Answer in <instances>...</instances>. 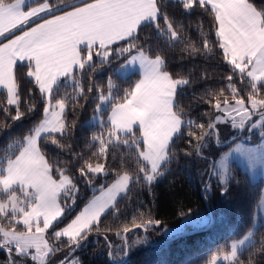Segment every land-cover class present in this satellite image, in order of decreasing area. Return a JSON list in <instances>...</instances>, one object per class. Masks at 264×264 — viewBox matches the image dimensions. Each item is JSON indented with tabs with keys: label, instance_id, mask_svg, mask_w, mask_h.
Here are the masks:
<instances>
[{
	"label": "snow or ice",
	"instance_id": "obj_1",
	"mask_svg": "<svg viewBox=\"0 0 264 264\" xmlns=\"http://www.w3.org/2000/svg\"><path fill=\"white\" fill-rule=\"evenodd\" d=\"M173 3L186 14L199 9L211 17L207 31L203 22L195 25V42L189 35L191 22L185 25L170 14ZM25 4L0 0V134H8L0 145L4 264H82L76 253L93 235L103 237L111 264H127L136 245L149 243L148 232L172 238L189 225L206 227L213 219L211 214L193 216L191 209L181 210L179 226L162 228L152 208L136 199L138 190L155 199L154 187L166 176L183 170L191 178V165L203 163L196 175L208 200L213 180L220 196L229 194L233 182L239 184L229 162L232 153L247 158L249 171L257 164L264 167V3L29 0L26 10ZM173 52L181 65L219 56L228 68L223 86L193 93L196 103L208 106L197 117L189 114L191 106L186 111L181 98L212 75L207 67L197 75V65L187 71L172 69ZM134 66L139 79L121 94L114 78L127 79ZM24 83L29 85L26 93ZM89 104H94L92 115L81 122L79 116ZM33 116L38 118L23 135L12 136L15 125ZM221 125L237 137L258 131L259 143L254 148L237 144L209 162L207 150L213 143L220 145ZM78 129L88 133L85 149L79 151ZM181 140L185 147L177 148ZM102 179L105 183H99ZM81 184L99 195L61 228ZM121 201L128 202L125 210ZM127 208L132 210L130 219ZM259 208L264 213V193ZM109 216L119 225L102 226ZM136 230L145 235L130 241ZM113 232L120 244L110 241ZM226 248L206 264H264V219L257 222L254 217L246 234ZM64 250L62 259H52Z\"/></svg>",
	"mask_w": 264,
	"mask_h": 264
},
{
	"label": "trees",
	"instance_id": "obj_2",
	"mask_svg": "<svg viewBox=\"0 0 264 264\" xmlns=\"http://www.w3.org/2000/svg\"><path fill=\"white\" fill-rule=\"evenodd\" d=\"M27 6H29V0H26ZM12 2V0H9ZM259 5L264 3V0H254ZM169 12L178 21H182L185 25L190 22L193 25L189 29V35L192 41H196L199 32L195 25L203 22L204 30L207 31L211 25V17L197 9L196 12L189 15L183 12L182 9L175 7L173 3L169 7ZM148 29H145L147 32ZM214 39V37H213ZM169 65L172 69H178L183 67L184 71L192 68L193 65H197L196 74L199 75L200 68L207 67L208 71L212 75V79L205 84L200 82L194 84L192 88L187 90L185 96L181 98V105L185 107L186 111L191 106L189 114L192 117L199 116L200 113L207 109V105L196 103L193 93L197 95L208 86L212 88H220L223 86L224 77L227 75L228 68L223 63L222 59L217 56L211 61H204L201 58H196L192 61H184L183 64L177 62V54L169 53ZM111 71V69H109ZM108 75V72L103 74V79ZM101 79V77H97ZM116 83L120 85L121 94L124 88L129 87L135 80L139 79L137 73L129 75L125 78H114ZM25 93L29 85L24 83L22 85ZM1 91L0 93H2ZM94 104H89L87 109L79 116V120L83 122L92 115V108ZM38 117L33 116L27 120L15 125L10 131L12 136L18 137L24 134L28 127ZM106 118V116H105ZM68 119H73L71 112L68 113ZM3 121V117L0 116V122ZM225 130V128L223 129ZM223 136V143L217 147H211L207 150L209 156V162L219 154L224 153L229 147L238 141L242 136L241 133L238 137L235 135L229 139V131L221 132ZM88 133L82 129L77 130V148L76 150L85 149L84 137ZM251 140L248 143L258 141V133L251 134ZM8 139L7 132L0 134V145H2ZM185 147L183 141L177 142V148ZM51 152V146H49ZM205 165L203 163H193L190 168L191 178H189L188 171L176 170L172 174L166 176L154 187L155 199L149 196L146 190L140 189L137 192L136 199L145 202V205L152 208L153 214L156 219L162 221L161 227L174 228L181 224L182 218L178 215L179 211L185 212L188 209L192 210V215L196 214H211L212 223L206 227L193 228L187 232L180 233L175 237L169 238L164 241H160L159 237L162 234L158 231H150L146 235L149 243L136 245L127 257V264H206V261L215 254L219 249H225L232 240L242 237L253 223V218L259 219L257 206L261 196L262 184L260 181H252L237 165L231 164L236 179L239 181L237 185L233 182L230 186V192L227 196L219 195V188L216 186L215 180H213V191L210 194L208 200L204 199V193L201 189L200 177L196 175L197 169L203 170ZM111 176L108 178V182L111 180ZM99 183H105L102 179ZM99 183L97 188H99ZM81 192L77 199L75 206L64 217L63 222L59 227L65 226L69 223L76 214H78L88 200L99 191L87 188L83 184L80 185ZM127 201H121L120 207L125 210ZM135 203V200L132 201ZM147 210V209H145ZM131 208H127L126 212L128 218H131ZM124 219L123 216L120 218ZM120 223L119 220H113L111 216L106 217L103 220L102 226H111L115 228ZM190 226H187L189 228ZM109 239L113 244H120L121 241L113 233H109ZM144 236L145 233L142 230H136L134 233L129 234L130 241L135 239L136 236ZM260 234L255 236L257 241L260 240ZM104 240L102 236L93 235L90 237L86 247L79 250L76 255L82 261V264H111L107 258L106 249L104 247ZM66 250L60 254V259L63 258ZM6 254L0 251V263H4ZM242 259L247 262L248 255L245 253Z\"/></svg>",
	"mask_w": 264,
	"mask_h": 264
},
{
	"label": "rangeland",
	"instance_id": "obj_3",
	"mask_svg": "<svg viewBox=\"0 0 264 264\" xmlns=\"http://www.w3.org/2000/svg\"><path fill=\"white\" fill-rule=\"evenodd\" d=\"M224 128H225V130H223ZM220 130H221V132H223V131H229V136H228V137H230L229 139L233 138L236 135V133L234 132V130L231 129L229 126L221 125L220 126ZM257 133H258V131H257ZM251 137H252L251 134H249L247 132H243V136L238 141H236L235 143H233L229 147V149L227 151H225L224 153L229 152V150L232 149V148H235L237 144L241 145L242 148H254L259 143V139L260 138L258 136V141L253 142V143H248V142H250V140H251L250 138ZM220 138H221V143L220 144H222L223 143L222 133H221V137ZM212 147H217V145L215 143H213L212 144ZM222 154H219L218 156H216L215 159H219V157ZM229 162H230V165L232 163H234L241 170H243L244 172H246V174L248 175V177L250 178V180H252V181H260L261 184H262V190H261L262 192H261V194L264 193V167H262L260 164H257L256 167L252 171H249L247 158L245 156H241L239 153H232L231 156H230V158H229ZM260 202H261V196H260V200H259L258 206H257V211H258V216H259V219H256L257 222H259L261 219H264V213H262L260 211V208H259ZM191 227L192 226H190L189 228L186 227L182 233L189 231L190 229H192ZM174 228H176V227H174ZM242 237H240V238H242ZM240 238H238V239H240ZM167 239H169V238H166L163 234H161L160 237H159V240L160 241H164V240H167ZM60 256H61V254L58 253L52 259L54 261L55 260H59L60 259ZM0 264H4V263H0ZM221 264H225V262L221 261Z\"/></svg>",
	"mask_w": 264,
	"mask_h": 264
},
{
	"label": "crops",
	"instance_id": "obj_4",
	"mask_svg": "<svg viewBox=\"0 0 264 264\" xmlns=\"http://www.w3.org/2000/svg\"><path fill=\"white\" fill-rule=\"evenodd\" d=\"M27 2L28 1H26V4H25V10H26V5H27ZM17 34H19V33H17ZM133 73H137L138 75H139V69H138V66H134V67H131L130 69H129V75H131V74H133ZM121 78H123V77H121ZM1 91H3L2 89H0V92ZM97 195H99V193L97 194Z\"/></svg>",
	"mask_w": 264,
	"mask_h": 264
},
{
	"label": "water",
	"instance_id": "obj_5",
	"mask_svg": "<svg viewBox=\"0 0 264 264\" xmlns=\"http://www.w3.org/2000/svg\"><path fill=\"white\" fill-rule=\"evenodd\" d=\"M210 214V213H209ZM6 254V253H5ZM127 259V258H126Z\"/></svg>",
	"mask_w": 264,
	"mask_h": 264
}]
</instances>
